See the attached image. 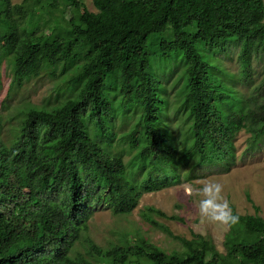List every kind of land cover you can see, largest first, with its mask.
I'll use <instances>...</instances> for the list:
<instances>
[{"label":"trees","instance_id":"obj_1","mask_svg":"<svg viewBox=\"0 0 264 264\" xmlns=\"http://www.w3.org/2000/svg\"><path fill=\"white\" fill-rule=\"evenodd\" d=\"M91 1L96 12L83 8L65 21L61 7L74 9L81 0H33L28 11L39 17L27 27L14 17L24 7L0 0V61H10L11 84L49 67L67 73L65 83L77 93L50 110L22 111L24 119L9 139L2 136L0 114V264H264V219L257 215L238 214L222 252L199 234L176 238L182 249L169 252L139 232L103 248L88 225L97 207L127 215L142 194L178 184L180 162L225 164L241 130L252 140L264 137V99L235 95L212 62L216 51L239 44L240 75L250 78L252 58L264 60V1ZM43 15L48 19L41 29ZM163 33L172 40L162 43L161 55L171 50V59L185 63L181 89L191 143L182 153L160 120L166 102L150 67L148 40ZM115 99L120 114L132 107L141 112L126 135V163L97 141L114 137L107 122ZM154 216L166 218L154 207L141 213L174 237Z\"/></svg>","mask_w":264,"mask_h":264},{"label":"rangeland","instance_id":"obj_2","mask_svg":"<svg viewBox=\"0 0 264 264\" xmlns=\"http://www.w3.org/2000/svg\"><path fill=\"white\" fill-rule=\"evenodd\" d=\"M10 1L14 6L24 7L20 15L14 16L19 23L27 25L29 21L39 17L37 11H28L33 0ZM81 1L83 7L67 8L65 11L61 7L60 10L65 13V21L73 14H80L83 8L96 12L91 0ZM61 14L62 12H57L55 16ZM45 19H48V15H43L38 21L41 29ZM171 40L172 37L165 33L152 36L148 40V49L150 67L154 68L156 77L161 83L160 94L166 102L165 113L160 116V120L163 128L173 136L171 140L175 141L178 153H182L191 143V121L183 106L184 94L181 89L185 63L179 56L171 59V50L166 52L167 59H164L165 56L159 51L162 43L168 44ZM239 51V44L234 42L228 43L224 52L216 51L212 62L222 73H214L223 79L235 95L248 99L255 98L260 102L264 99V88L261 85L264 78V60L252 58L251 76L248 80H243L240 75ZM66 67L68 71H72L73 65ZM59 72L43 67L37 77L24 80L19 86L12 85L10 61L6 58L0 61V114L4 120L3 138L9 139L15 136L24 119L22 111L25 112L32 107L50 110L77 94L75 89L67 87L65 83L67 73L59 74ZM114 101L115 111L111 120L107 122L114 137L108 141L98 139L97 141L110 155H119L126 163L130 151L126 135L134 129L141 112L138 107H132L124 114H120L117 100ZM88 127L89 134L92 135V126ZM250 137L245 130L237 134L233 140V156L223 165L200 166L196 165L193 159L189 164L180 167V162L175 167L176 172L180 174V182L157 192L142 194L136 208L127 215H114L105 206L97 207L88 221L90 237L99 246L106 248L118 243L123 237H128L129 234L139 232L145 240L169 252L182 249V244L176 238L190 240L192 235L199 234L209 237L222 252L228 228L211 223H205L197 228L199 197L187 196L185 188L201 187L199 181L202 179L221 183L224 186L223 196L231 203L232 209L237 214L257 215L264 219V137L257 140H252ZM147 207H154L166 215V218L154 216V220L167 227L174 237L141 218V213Z\"/></svg>","mask_w":264,"mask_h":264},{"label":"clouds","instance_id":"obj_3","mask_svg":"<svg viewBox=\"0 0 264 264\" xmlns=\"http://www.w3.org/2000/svg\"><path fill=\"white\" fill-rule=\"evenodd\" d=\"M199 183L202 185L201 187L185 188L187 196L196 195L199 197L197 203L199 224L196 227L198 228L205 223H211L230 228L237 224L240 217L233 212L231 203L223 196V184L213 182L210 179H202Z\"/></svg>","mask_w":264,"mask_h":264}]
</instances>
